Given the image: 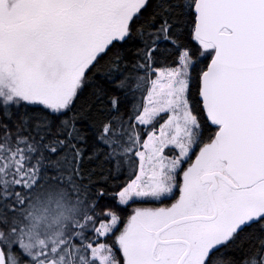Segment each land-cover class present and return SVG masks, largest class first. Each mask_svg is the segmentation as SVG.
<instances>
[{
  "label": "snow or ice",
  "instance_id": "1",
  "mask_svg": "<svg viewBox=\"0 0 264 264\" xmlns=\"http://www.w3.org/2000/svg\"><path fill=\"white\" fill-rule=\"evenodd\" d=\"M0 264H264V0H0Z\"/></svg>",
  "mask_w": 264,
  "mask_h": 264
}]
</instances>
